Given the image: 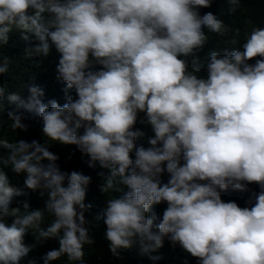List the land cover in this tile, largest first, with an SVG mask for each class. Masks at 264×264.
Here are the masks:
<instances>
[{
	"label": "clouds",
	"instance_id": "1",
	"mask_svg": "<svg viewBox=\"0 0 264 264\" xmlns=\"http://www.w3.org/2000/svg\"><path fill=\"white\" fill-rule=\"evenodd\" d=\"M214 2L0 0V49L15 31L37 41L29 57L55 50L57 78L74 92L63 104L44 103L43 89L32 86L28 100L8 94L16 105L8 108L0 81V130L6 115L8 129L28 132L26 113L34 111L44 137L0 132V264H21L48 240L58 247L44 264H86V246L95 243L86 216L92 177L64 170L49 141L76 145L90 168L107 170L99 173L101 215L114 257L133 246L156 252L167 239L198 264H264V27H253L239 47L210 49L201 72L208 33L231 31L213 12L201 13ZM226 2L230 13L241 4ZM10 64L0 51V77ZM138 123L153 133L148 147L138 143L146 135ZM5 169L23 174L24 187ZM25 189L44 206L18 199ZM229 189L250 193L246 206L224 200ZM29 233L36 243L25 242Z\"/></svg>",
	"mask_w": 264,
	"mask_h": 264
},
{
	"label": "trees",
	"instance_id": "2",
	"mask_svg": "<svg viewBox=\"0 0 264 264\" xmlns=\"http://www.w3.org/2000/svg\"><path fill=\"white\" fill-rule=\"evenodd\" d=\"M229 5L226 0H215L210 8L201 9V13L213 12L218 17L224 20L231 31L224 36L215 33H208L209 41L204 50L199 54L201 72H203V64L206 62L207 53L210 49H215L223 53L225 48L239 47L244 42L246 35L253 27H264V0H241V4L235 13H230ZM235 40L236 44L231 42ZM37 41L33 40L31 44L21 39L18 32L10 34L8 44L4 45L0 51L5 56L11 57L10 72L5 73L0 77L3 82L6 93L4 103L8 108H15L16 105L10 104L7 96L10 93L18 92L21 97L28 100L32 93L30 88L32 86H39L43 89L44 94L38 96V99L47 103L51 99H56L63 104L67 101L68 95H73L71 90L65 93V84L57 78L56 65L58 63V54L53 50L49 56H31L29 57L26 49ZM254 62V61H253ZM2 114V113H0ZM31 127L28 132H12L7 127L6 115L5 126L0 132L8 139L23 138L27 140L40 139L44 140L42 133V122L37 113H26ZM143 114H141L142 116ZM137 127L142 128L146 135L138 140V143L148 144V138L153 134L150 127L146 125L137 124ZM19 134V135H18ZM53 143L50 150L60 156L59 163L64 170L82 171L84 174L92 177V182L88 187L86 203H91L92 208L86 213L89 220L95 223L93 233L95 243L86 246L85 260L86 264H198L196 258L191 257L184 252L178 245L173 246L170 241L165 240L164 247L156 252L142 254L138 246H133L129 249H122L120 257H114L109 250V242L104 237L106 226L101 215L102 209L105 206V196L100 192L99 186L104 182V177L100 176V172L107 174L106 169H101L99 165L96 168L88 166V157L82 154L76 145H61ZM8 172L11 183L19 187H24V175H17L12 173L10 169H5ZM167 177H165L166 179ZM253 190H259L258 186L252 184L249 186ZM27 195L19 197L20 200H28L32 208H42L44 200L40 197L38 192L25 189ZM120 193H116L119 195ZM115 195L108 193L106 196ZM250 193L242 191H234L229 189L222 193V198L226 201L236 200L241 206H246L245 202ZM165 205L156 206L155 211L162 213ZM51 220L50 216H46L45 222ZM25 242L28 244L36 243L35 236L29 233L25 237ZM58 247L56 240H48L38 243L37 246L30 252L29 257L21 262V264H28L29 260L35 261V264H44L42 257L44 254L52 249ZM54 264H65V260L54 262Z\"/></svg>",
	"mask_w": 264,
	"mask_h": 264
}]
</instances>
